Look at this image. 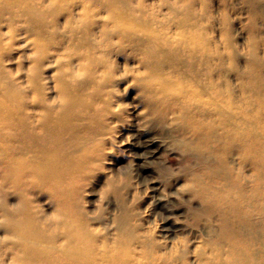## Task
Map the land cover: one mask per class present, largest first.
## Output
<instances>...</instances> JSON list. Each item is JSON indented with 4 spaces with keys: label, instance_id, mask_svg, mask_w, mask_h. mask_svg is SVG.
Masks as SVG:
<instances>
[{
    "label": "bare ground",
    "instance_id": "1",
    "mask_svg": "<svg viewBox=\"0 0 264 264\" xmlns=\"http://www.w3.org/2000/svg\"><path fill=\"white\" fill-rule=\"evenodd\" d=\"M132 2L0 0L27 48L0 31V264H264V60L230 90L196 10ZM100 179L119 202L105 231L81 206ZM146 185L160 235L129 208Z\"/></svg>",
    "mask_w": 264,
    "mask_h": 264
},
{
    "label": "rangeland",
    "instance_id": "2",
    "mask_svg": "<svg viewBox=\"0 0 264 264\" xmlns=\"http://www.w3.org/2000/svg\"><path fill=\"white\" fill-rule=\"evenodd\" d=\"M134 5L156 10H160L159 16L168 9L179 12L181 9L191 8L197 11L200 19V60L206 53L201 49H208V54L217 59L220 57L223 61L221 64L214 65L212 76L216 79L222 78L221 83L226 85L228 89L237 91L239 76L243 70V65L246 60L252 57H257L264 60V0H132ZM149 11V10H148ZM183 12V11H182ZM150 13V12H148ZM0 31L4 33L16 34L18 38L17 46L13 47V54L25 52L22 36L23 25L20 22H15L11 26L6 23L0 25ZM22 29V30H21ZM35 38L31 39L34 40ZM16 48V49H15ZM27 54V53H24ZM252 54V56H251ZM120 59L116 60V64H120ZM9 68L13 69L14 64H9ZM220 83V84H221ZM125 103L131 102L129 98H124ZM251 116L261 114L256 105H251ZM264 110V109H261ZM129 119H132L133 111L127 112ZM264 118V112L261 114ZM264 120V119H263ZM262 120V121H263ZM264 125V122H263ZM121 158L116 162L115 167L124 166L127 161L130 163L134 157L126 150L125 145H121ZM160 157L167 160L165 152L160 151ZM117 167V168H118ZM117 171V170H116ZM146 174V176H145ZM148 178L154 174L147 171L135 172L133 176L138 180V176ZM142 175V176H141ZM152 185L150 183H146ZM104 180L91 181L86 191L83 194L81 206L85 215L88 217L91 225L102 230H109L112 226V219L118 214L119 202L112 201L111 194H104ZM6 190V189H4ZM0 189V204L3 193ZM156 193H162L161 189L153 190L151 186H143L142 193L138 196L137 202L129 208L135 211L144 209L150 205V222L155 233L160 235L163 223L157 215V211L151 205L155 199ZM35 194V193H34ZM36 195V194H35ZM158 196V194H157ZM110 197V199H109ZM15 197H10L9 204H13ZM46 196L40 195L36 197L34 204L40 205L42 215L51 213L52 206L45 203ZM185 209V206H182Z\"/></svg>",
    "mask_w": 264,
    "mask_h": 264
}]
</instances>
